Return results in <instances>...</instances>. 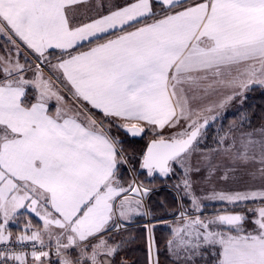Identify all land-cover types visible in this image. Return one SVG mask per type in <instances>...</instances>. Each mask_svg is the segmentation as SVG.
Instances as JSON below:
<instances>
[{"label":"snow or ice","instance_id":"obj_1","mask_svg":"<svg viewBox=\"0 0 264 264\" xmlns=\"http://www.w3.org/2000/svg\"><path fill=\"white\" fill-rule=\"evenodd\" d=\"M255 88L264 0H0V264H129L120 253L131 238L115 235L153 217L152 188L125 185L131 157L114 130L150 131L140 168L167 178L178 166L175 187L191 203L159 221L170 229L164 262L157 225H144L146 264H264V126L233 122L200 147L210 122ZM241 171L260 186L194 192ZM203 199L252 202V227L226 207L193 214ZM25 213L42 227L29 219L13 240L8 226Z\"/></svg>","mask_w":264,"mask_h":264},{"label":"rangeland","instance_id":"obj_2","mask_svg":"<svg viewBox=\"0 0 264 264\" xmlns=\"http://www.w3.org/2000/svg\"><path fill=\"white\" fill-rule=\"evenodd\" d=\"M245 105H246V99L243 101L242 104L239 101V103L235 105L233 104L231 106H228L223 111L222 115L219 116L215 122H210V125L206 129L207 135L204 138V140L201 142L200 147L204 148L206 145L213 146V137L216 136L217 131L221 128L227 130L229 125L232 124L233 122H235L240 127L241 130H247L244 127L241 119L245 111ZM167 131L168 130H166V132ZM113 134L120 135L121 139L124 141L123 147L131 157L130 164L124 165L122 167V180L125 182V185L127 184V182L135 179L137 183L142 182L146 186L151 187L152 192L146 198V202L149 207H150L149 200L152 197L153 193L158 192L160 190H164L172 193V195H174L176 199L175 208L173 210H167L168 216L161 217L160 215H158V217H156L155 219L154 217H150V218L137 217L135 218V222L129 225L128 228H132L134 226H140L144 228V225L146 223L151 222L157 225L156 228L158 227L166 228L170 233L169 227L165 224L160 223L159 221L161 220L173 221L182 208L191 209L190 199L183 195L182 185H181V189L179 190L175 187V185L180 183L182 170H180L178 166L174 165V167L176 168V172L171 176H169L168 179L165 178V180H160L156 177H149L148 175L141 173L140 159L142 157L143 152L146 150L147 144L153 138V134L150 131H146L143 137H138V138L126 137L122 132L116 133L115 130ZM124 170H127V172ZM259 186H260L259 181H252L245 172L241 171L236 173V178L234 179L230 178L227 181L220 180L217 176L207 183L198 182L194 185V192L198 197L203 198L211 194L213 190L225 191V192H237V191L243 192L249 189L258 188ZM163 197L165 199L169 198L166 195H163ZM169 199H171V197ZM202 204L204 205V207L202 208V212L193 213V214H199L202 216H211L214 215L218 210L226 207L234 212L246 213L247 216L249 217V220L245 222L244 227L246 229H250L252 227V224L250 222L252 218V214L250 212H247V208L255 206L252 202H247L246 206L243 205L232 206V205H228L226 202L203 199ZM123 232L124 231L115 235L116 241H119L122 238ZM126 248L127 247H125V250ZM120 256L127 259L129 261V264H132V261L129 258H126L127 256L124 250L121 251ZM117 259H119V257H117ZM164 261L166 260H163V262ZM197 264H203V262L198 260Z\"/></svg>","mask_w":264,"mask_h":264},{"label":"trees","instance_id":"obj_3","mask_svg":"<svg viewBox=\"0 0 264 264\" xmlns=\"http://www.w3.org/2000/svg\"><path fill=\"white\" fill-rule=\"evenodd\" d=\"M246 105L244 114L241 117L244 127L247 130L257 129L261 125H264V90L255 88L254 90L246 93ZM98 117L100 115H97ZM247 117L245 119L244 117ZM127 172V170H124ZM141 173L147 175V171L141 169ZM152 177H156L160 180H165V177L159 176V174H154ZM167 177L166 179H168ZM163 195L168 196L169 198H164ZM169 199V200H168ZM176 199L172 193L164 190L153 193L152 197L149 200L150 208L153 212L154 219L160 215L161 217L168 216L167 210H173L175 208ZM159 209V210H158ZM34 225L33 228L38 227L37 221L32 219ZM14 234L20 233L23 231L22 227L19 231L11 230ZM169 236V231L166 228L158 227L155 229V238L159 242L161 248L160 259L166 260V253L163 251L164 242ZM122 238L130 239V242L123 249L126 253V258H129L132 261V264H146L147 258V233L145 228L140 226H134L128 228L122 233ZM124 256V255H122Z\"/></svg>","mask_w":264,"mask_h":264},{"label":"crops","instance_id":"obj_4","mask_svg":"<svg viewBox=\"0 0 264 264\" xmlns=\"http://www.w3.org/2000/svg\"><path fill=\"white\" fill-rule=\"evenodd\" d=\"M114 2L118 3V4H123L124 0H114ZM52 62L55 63L56 61L53 59ZM46 74H47V70H46ZM28 93H29V97L31 98L33 93H34V90L30 88L28 90ZM239 101H240L239 98H237L229 106H231L233 104L235 105V104L239 103ZM55 106H56V101L53 99L52 101L49 102L50 110L51 111H55ZM96 115H100L101 116V114L99 112H97ZM30 218L35 219L37 221L36 225L38 227H42L43 222L40 221L39 218L36 217L34 213H25V214H22V215L18 216V218L14 222L10 223L8 227H9L10 230L13 229L14 231H19V229L21 227H22V229H24V225L27 223V220H29ZM33 227H34V225H33ZM53 260H55V259H53Z\"/></svg>","mask_w":264,"mask_h":264},{"label":"built area","instance_id":"obj_5","mask_svg":"<svg viewBox=\"0 0 264 264\" xmlns=\"http://www.w3.org/2000/svg\"><path fill=\"white\" fill-rule=\"evenodd\" d=\"M14 239L15 238H13V240ZM12 246L15 247L16 250H21V248L23 247V250L31 251V242H28L26 247H24V246H18V245H12ZM3 247H4L3 245H0V248H3ZM53 251H54V249H53ZM10 264H11V262H10Z\"/></svg>","mask_w":264,"mask_h":264},{"label":"water","instance_id":"obj_6","mask_svg":"<svg viewBox=\"0 0 264 264\" xmlns=\"http://www.w3.org/2000/svg\"><path fill=\"white\" fill-rule=\"evenodd\" d=\"M144 136V134L141 136V137H143ZM150 142V141H149ZM147 148V147H146ZM144 170V169H143Z\"/></svg>","mask_w":264,"mask_h":264}]
</instances>
